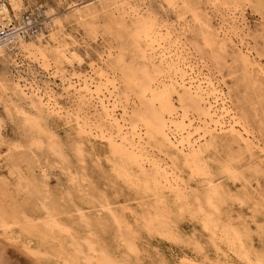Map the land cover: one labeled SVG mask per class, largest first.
Returning a JSON list of instances; mask_svg holds the SVG:
<instances>
[{"label": "bare ground", "instance_id": "bare-ground-1", "mask_svg": "<svg viewBox=\"0 0 264 264\" xmlns=\"http://www.w3.org/2000/svg\"><path fill=\"white\" fill-rule=\"evenodd\" d=\"M164 1L160 13L167 19L160 23L145 9V0H57L67 7L64 14L50 5L52 0L39 9L32 8V0H0L19 22L28 10H41L45 21L44 31L19 39L16 49L0 46V106L8 116L22 118L39 150V132L58 138L43 126L44 117L64 121L65 137L49 145L50 154L62 162L67 151L84 166L94 157L92 139L106 138L114 155L142 171L146 167L155 187L182 199L189 188L182 166L192 170L191 178L206 174L202 159L208 138L229 137L249 151L264 153V0ZM249 9L257 18L254 27L246 16ZM20 58L35 62L44 76L20 71ZM3 129L0 118V163ZM36 153L31 150L30 157L40 163ZM38 169L40 185L47 188L51 168ZM72 181L74 191L99 204L98 217L105 215L121 226L104 194L97 197L94 189L87 190L86 178ZM205 182V201L216 207L222 186L207 177ZM40 185L33 183L41 200L36 212L11 199L8 185L2 184L0 233L11 235L10 241L0 239V264H129L100 249L91 216L74 198L68 205L54 203ZM211 215L204 229L219 254L227 256L222 244L228 241L242 264H264V255L248 247L244 231L217 228ZM163 217L158 214L150 225ZM122 241L135 250L134 243L125 237ZM183 264L202 263L185 258Z\"/></svg>", "mask_w": 264, "mask_h": 264}, {"label": "rangeland", "instance_id": "rangeland-1", "mask_svg": "<svg viewBox=\"0 0 264 264\" xmlns=\"http://www.w3.org/2000/svg\"><path fill=\"white\" fill-rule=\"evenodd\" d=\"M48 1L50 0H32V8L37 9ZM74 1L88 4L97 0ZM145 1V9L152 11L160 19V23L167 19L160 13V5L166 4L164 0ZM181 1L183 0H177ZM194 1L199 3L201 0ZM50 5L57 8L61 14L67 13L65 4H58L57 0H52ZM26 8L32 9L28 3ZM246 16L250 27L258 23L250 9ZM188 37L190 41L193 40L192 36ZM257 45L261 50L263 42L259 40ZM84 53L82 51V55ZM231 54L233 53L230 51ZM125 58L131 61L130 52H126ZM228 61L230 66L231 56ZM18 62L22 65L20 71L30 70L37 79L44 76L35 62L25 58H20ZM261 65L264 67V60ZM83 69L88 71V64ZM227 74L228 70H225V80L232 87L234 84ZM52 81L59 83L55 79ZM0 118L4 123L1 133V154L4 162L0 163V188L2 184H7L10 198L13 197L11 199H18L20 204L26 203L31 210L40 212L41 200L35 193L33 183L40 185L41 174L38 166H49L51 175L47 182L48 187L40 185L41 190H49L50 199L54 203L68 205L69 199L74 198L78 205L83 206L85 213L91 216L93 232L100 249L109 252L117 260L127 261L129 264H183L185 258H196L202 264H242L237 250L231 247L228 241L222 244L227 256H224L225 253L219 254L212 245L211 234L204 229V221L209 214H212L217 228L231 227L244 231L248 247L264 255V153L249 151L246 145L235 143L229 137L208 138L204 143L209 144V148L202 159L206 174L191 178L192 170L181 165L184 169L182 177L189 188L184 198L178 199L169 190L155 187L148 177L150 171L146 167L142 171L138 166L114 155L106 138L92 139L90 147L94 157L82 166L67 151H63L66 157L64 162L57 154L53 156L49 152L51 142L58 144L60 136L65 137L64 129L67 126L64 121L56 117H44L43 126L56 133L58 138L53 140L50 133L39 132L43 141L39 150L33 144L30 128L23 125L22 118L16 115L8 116L2 105ZM31 150L37 152L40 163L32 162ZM47 156L50 158L45 159ZM81 177L86 178L84 184L87 190L94 189L95 191H92L94 194L96 192L97 197L104 194L111 208L122 219L120 227L105 215L98 217L99 204L95 199H86L84 195L74 191L76 184L72 180ZM205 177L222 186L216 207H210L205 201L209 193ZM147 181H150L149 189L146 187ZM8 201L13 202L9 198ZM158 214L164 217L150 225L149 222L157 218ZM10 235L0 233V239L10 241ZM123 237L127 242L134 243V251L128 249L122 241Z\"/></svg>", "mask_w": 264, "mask_h": 264}, {"label": "built area", "instance_id": "built-area-1", "mask_svg": "<svg viewBox=\"0 0 264 264\" xmlns=\"http://www.w3.org/2000/svg\"><path fill=\"white\" fill-rule=\"evenodd\" d=\"M0 4V46L16 49L20 42L19 39H30L45 30V21L41 10H28L25 12L23 20L19 22L5 7L6 3Z\"/></svg>", "mask_w": 264, "mask_h": 264}]
</instances>
